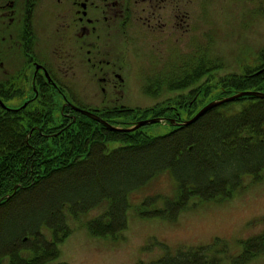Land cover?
Here are the masks:
<instances>
[{
    "label": "trees",
    "instance_id": "1",
    "mask_svg": "<svg viewBox=\"0 0 264 264\" xmlns=\"http://www.w3.org/2000/svg\"><path fill=\"white\" fill-rule=\"evenodd\" d=\"M240 78L231 82L232 88L264 93V73L255 71ZM218 84L220 91L211 101L241 92L226 89L224 82ZM244 99L255 103L236 112L225 105L190 126H170L171 132L161 137L148 135L145 127L132 133L112 132L82 114L74 122L55 107L37 112L35 120L0 107V264L4 257H10L11 264H47L49 253L55 259L58 248L42 232L49 229L56 239L67 238L66 212L77 219L107 204L106 211L88 223L89 230L95 236L122 234L127 228L130 195L164 173H170L179 190L167 201V215L163 211L152 215L176 219L194 197L204 201L231 198L245 176L257 178L264 172V99L238 101ZM168 108L132 110L128 115L132 121L123 125L161 117L183 122ZM111 142L125 145L109 151ZM54 179V186L42 197L28 206L20 202ZM12 208L18 210L10 212ZM252 241L242 243L249 258L243 257L241 264L264 254V235L256 240V250L249 252ZM49 246L54 250L49 252ZM206 251V247L176 255L167 251L150 264H209Z\"/></svg>",
    "mask_w": 264,
    "mask_h": 264
},
{
    "label": "flooded vegetation",
    "instance_id": "2",
    "mask_svg": "<svg viewBox=\"0 0 264 264\" xmlns=\"http://www.w3.org/2000/svg\"><path fill=\"white\" fill-rule=\"evenodd\" d=\"M212 28V0H0V107L32 120L55 107L74 122L80 109L122 126L132 63L171 89L181 63L208 60Z\"/></svg>",
    "mask_w": 264,
    "mask_h": 264
},
{
    "label": "rangeland",
    "instance_id": "3",
    "mask_svg": "<svg viewBox=\"0 0 264 264\" xmlns=\"http://www.w3.org/2000/svg\"><path fill=\"white\" fill-rule=\"evenodd\" d=\"M212 16V46L207 50V59L211 58V61L209 65L208 60L203 62L197 68L196 80L199 82L196 85H182L187 86V90L178 88L172 89L171 92L166 86L157 92V87L151 89L152 94L146 93L142 90V84L147 79L149 86L156 81L151 72L155 69L149 67L148 73L142 70L140 72L138 70L140 65L132 63L126 79L129 84L130 105L133 109L156 108V105L162 103L160 107L176 109L177 103L165 102L183 96L185 91L187 98H182L181 101L184 99L185 103L189 104L195 99L198 89L207 84L209 93L202 95L192 108L176 109L183 120H187L211 102L213 95L220 91L215 86L220 87L219 82H224L226 89L244 91L232 88L231 82L253 74L257 68L264 65L262 57L264 0H212ZM203 50L205 49L202 48L200 51ZM203 55H200L201 58ZM183 63L180 67L190 66ZM170 84L177 85V82ZM193 89L194 92H190ZM24 101L25 96H20L10 104L20 106ZM247 103L253 104L255 101L248 99L234 101L229 103V107L232 112H236L241 110L243 105L247 106ZM96 104L98 107L102 105L95 103L93 106ZM120 121H124V118ZM144 131L150 136L161 137L169 134L171 127L154 124ZM124 145L123 142H111L108 144V149L111 151ZM56 179L32 191L27 197L25 195L23 198H26L20 202H25L28 206L29 201L40 198L48 192V189L54 186ZM177 190L179 186L170 173H164L131 194L127 228L119 236H95L89 230L88 221L101 216L107 209L105 206L81 215L78 219L66 212L70 235L62 242L59 238L56 239L59 254L53 259L54 256L49 253L47 264H149L162 258L167 251L176 255L179 251L188 252L201 247L207 249L209 264L211 262L213 264V261L214 264H241L245 258H249L244 251L243 242L253 240L248 245V249L251 250L249 252L256 250V240L264 235V172L257 178L245 176L241 187L232 194L231 198L209 202L194 197L179 212L176 219H169L164 216L167 215L165 213L167 201L176 197ZM149 198L156 201L154 203L150 200L148 208L144 209L143 204ZM17 206L18 204L14 207ZM17 210L18 208L15 210L12 208L10 212ZM156 211H163L164 215H152ZM42 234L50 242L55 239L54 233L48 229H43ZM36 246L33 244L32 248ZM45 246V249H48L47 245ZM50 250L53 251L54 247L49 246V252ZM24 255L27 258L34 257L33 254ZM1 264H11V260L9 257H4ZM247 264H264V254Z\"/></svg>",
    "mask_w": 264,
    "mask_h": 264
},
{
    "label": "water",
    "instance_id": "4",
    "mask_svg": "<svg viewBox=\"0 0 264 264\" xmlns=\"http://www.w3.org/2000/svg\"><path fill=\"white\" fill-rule=\"evenodd\" d=\"M242 97H257V98L264 99V93L244 91V92H240V93H238L232 97L224 98V99L218 100V101H213V102L209 103L207 106H205L193 119L183 123L182 125L190 126V125L194 124L195 122H197L199 119H201L203 116H205L208 112L212 111L213 109H216V108H219L225 104L234 102L237 99H240ZM76 110L78 112H80L81 114H83V115H85V116H87V117H89L95 121L102 123L106 128L110 129L111 131L133 132V131H136V130H138L142 127L148 126V125H153V124H157V123H165L168 120V119H164V118L145 120V121L139 122L133 128L121 130V129L114 128L113 126L106 123L101 118H99L98 116H96L95 114H93L91 112L80 110V109H76ZM171 122H173V121H171Z\"/></svg>",
    "mask_w": 264,
    "mask_h": 264
}]
</instances>
